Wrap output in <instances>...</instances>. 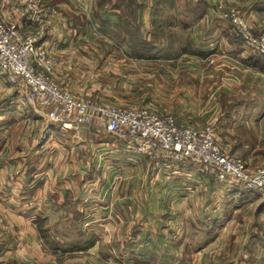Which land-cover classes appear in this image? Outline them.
I'll return each instance as SVG.
<instances>
[{
  "label": "crops",
  "instance_id": "crops-1",
  "mask_svg": "<svg viewBox=\"0 0 264 264\" xmlns=\"http://www.w3.org/2000/svg\"><path fill=\"white\" fill-rule=\"evenodd\" d=\"M28 3L54 10L38 44L76 99L210 126L264 167V56L232 22L264 31V0H0L20 36ZM25 92L0 73V264H264L263 194L198 161L154 164L101 125L65 131Z\"/></svg>",
  "mask_w": 264,
  "mask_h": 264
},
{
  "label": "built area",
  "instance_id": "built-area-1",
  "mask_svg": "<svg viewBox=\"0 0 264 264\" xmlns=\"http://www.w3.org/2000/svg\"><path fill=\"white\" fill-rule=\"evenodd\" d=\"M14 11L27 31L18 35L15 26L0 17V73L13 87L26 90L25 101L47 107L50 121L65 131L94 124L103 126L107 133H125L134 145L133 153L148 156L154 164L160 159L198 161L222 184L264 195V167L249 170L241 158L223 148L212 127L183 125L173 115L160 116L147 107L129 110L76 99L56 82L51 53L38 44L54 10L28 3ZM223 16L229 15L224 12ZM232 22L243 42L264 56V32L254 34L237 17Z\"/></svg>",
  "mask_w": 264,
  "mask_h": 264
},
{
  "label": "rangeland",
  "instance_id": "rangeland-1",
  "mask_svg": "<svg viewBox=\"0 0 264 264\" xmlns=\"http://www.w3.org/2000/svg\"><path fill=\"white\" fill-rule=\"evenodd\" d=\"M264 32V31H262ZM248 195V194H247ZM200 232H207L208 231V228L203 226L201 228H199ZM206 243H202V242H194V247L193 249H197L199 247V250L202 248V246H204ZM209 243H207L208 245ZM206 246V245H205ZM155 257V260L156 261H160V259H157L156 256ZM231 253H228V254H225L224 257L221 259V261L219 263H216V264H241L240 262H237V261H242L243 263L242 264H247L244 259H234L235 261L232 262L231 261ZM197 263H201V264H206L205 262L203 263L201 258H199L198 254H197V257H189V258H181L180 260V264H197Z\"/></svg>",
  "mask_w": 264,
  "mask_h": 264
}]
</instances>
